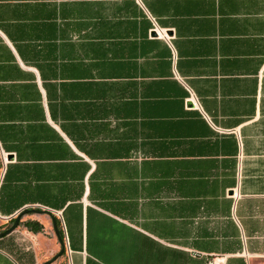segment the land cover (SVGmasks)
<instances>
[{"label": "crops", "instance_id": "1", "mask_svg": "<svg viewBox=\"0 0 264 264\" xmlns=\"http://www.w3.org/2000/svg\"><path fill=\"white\" fill-rule=\"evenodd\" d=\"M25 209L0 264L51 217V264H264V0H0V228Z\"/></svg>", "mask_w": 264, "mask_h": 264}, {"label": "water", "instance_id": "2", "mask_svg": "<svg viewBox=\"0 0 264 264\" xmlns=\"http://www.w3.org/2000/svg\"><path fill=\"white\" fill-rule=\"evenodd\" d=\"M28 213H40L38 210H21L20 212H18V214L15 216L13 223L11 224L10 227H8L7 229H5L4 231L0 232V239L9 235L10 233H12L13 231H15L18 226H19V221L21 219L22 216L28 214ZM51 222H52V229L54 231V234L57 238V241L59 243L60 249L59 251L49 260L41 263V264H51L55 259H57L58 257L62 256L64 254L65 251V246H64V242L62 241L60 235H59V231L57 229L56 223H55V219L54 217H51Z\"/></svg>", "mask_w": 264, "mask_h": 264}, {"label": "rangeland", "instance_id": "3", "mask_svg": "<svg viewBox=\"0 0 264 264\" xmlns=\"http://www.w3.org/2000/svg\"><path fill=\"white\" fill-rule=\"evenodd\" d=\"M14 218H15V216L14 217H12V218H10L9 219V221L10 222H8L7 224H5V226H2L1 228H0V232H2V231H4L5 229H7L8 227H10L11 226V224L13 223V220H14ZM37 224L38 223H36V228H37ZM41 226V225H40ZM26 228H27V226H25ZM22 229V227H21V224L18 226V228L16 229V230H18V229ZM36 230V229H35ZM41 230H42V226H41V229H40V231H38V232H36V233H39V232H41ZM34 233V232H33ZM36 233H34V234H36ZM16 236L17 237H19V234L18 233H16ZM21 245H16L15 246V251H16V256H18V257H22V256H24V252L25 251H23V249L22 248H25V245H23V243H21V242H19ZM26 254V253H25ZM46 254H44L43 256H45ZM23 263L21 262V264H24V263H26V262H28L30 259H29V257H28V255H25L23 258Z\"/></svg>", "mask_w": 264, "mask_h": 264}, {"label": "built area", "instance_id": "4", "mask_svg": "<svg viewBox=\"0 0 264 264\" xmlns=\"http://www.w3.org/2000/svg\"><path fill=\"white\" fill-rule=\"evenodd\" d=\"M154 33H156V36L160 37V38H163L164 37V40L167 41V44L169 45V47L171 48V51L173 53V49H172V46H171V37L170 36H167L165 33L164 34H161L157 31V30H154ZM65 241V239H64Z\"/></svg>", "mask_w": 264, "mask_h": 264}, {"label": "trees", "instance_id": "5", "mask_svg": "<svg viewBox=\"0 0 264 264\" xmlns=\"http://www.w3.org/2000/svg\"><path fill=\"white\" fill-rule=\"evenodd\" d=\"M40 229H41V226L39 224H37V228L33 232L36 233V232L40 231ZM58 231H59V235H60V237L62 239L61 231L59 230V228H58Z\"/></svg>", "mask_w": 264, "mask_h": 264}]
</instances>
